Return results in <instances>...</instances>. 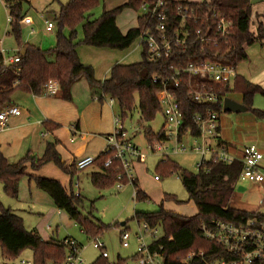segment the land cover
<instances>
[{
	"label": "trees",
	"instance_id": "trees-1",
	"mask_svg": "<svg viewBox=\"0 0 264 264\" xmlns=\"http://www.w3.org/2000/svg\"><path fill=\"white\" fill-rule=\"evenodd\" d=\"M158 0H128L115 8L104 10L100 18H92L93 10L100 0H68L60 4L59 0H52L46 9L57 28L56 43L52 49L45 50L34 44L26 43L22 39L21 22L25 18L23 10L24 0H7L9 15L13 18L10 23V33L14 36L19 49L16 56L20 61L4 67L3 56L0 54V107L10 101L11 95L17 91L29 92L33 95H44L49 81H57L60 85L61 96L69 100L72 86L81 78H85L91 87H96L101 94L99 100L110 97L118 104L119 116L124 121L138 107L143 122L152 121L156 114L161 112V106L156 93L161 89L159 83H154L155 75L169 74L168 66L176 63L174 57L164 58L158 62L148 60L147 51H142V59L132 64H117L112 67L110 76L104 80L95 78V71L91 65L83 64L77 54V47L82 42L95 47H110L118 50L129 48L148 29H154L157 19L148 14L138 16L137 27L129 29L125 34L119 29L117 16L126 8L140 11L144 4L153 6ZM54 4H59L54 8ZM187 6L198 14L210 16L214 11L219 12L232 22V34L227 43L221 42L219 47H207L203 51L198 46H191L180 56L186 60L188 56L197 55L198 59L216 57L229 62L236 67L248 59L247 48L256 42L264 44V24L258 23L255 31H251L252 4L250 0H206L203 2H189L187 0H165L160 9L168 15V22L173 27L179 25L177 8ZM259 17L264 18L263 15ZM82 24L83 39L78 40L77 28ZM192 30L201 26V22H191ZM68 29L66 35L64 30ZM24 49V53L21 51ZM17 69L20 72L17 73ZM233 92L242 95L243 104L254 115L264 119V111L253 108L252 101L257 93L264 95V90L243 77L237 75L233 85ZM226 88L224 95L231 92ZM175 94L182 104L184 124L180 134L186 132L187 126L193 135H198V128L193 123L195 113H203L209 105L193 102L187 95L186 87L182 85L175 89ZM138 101V102H137ZM217 111L222 112L221 105ZM58 125L44 122V128L51 130ZM144 136L149 142H160L165 139L162 130L155 133L150 127H143ZM56 142L46 144L44 154L37 157L31 153L25 154L15 162L9 161L0 153V183L3 184L5 194L16 199L19 193L20 181L28 176L40 190L47 193L55 206L65 211L76 222L82 232L92 238L99 237L106 227L99 225L82 210L83 200L80 195L68 193L65 187L57 180L41 177L26 172L30 163L33 170H38L45 164L53 162L64 172L73 175L75 164L66 166L56 149ZM111 158L110 166L105 167V161ZM97 171L91 174L92 184L103 189L115 185L118 175L122 173L120 162L113 158V154L102 151L96 156L93 164ZM167 174L181 173V180L192 200L197 213L185 216L164 208L163 201L175 200L176 197L166 194L155 211H136L134 219L147 223L151 228L160 227L162 236L151 243V249L162 246L164 264H203L198 258L185 263L191 252L203 253L204 259L231 260L233 256L226 249L203 236V226L211 225L213 221H223L236 225L245 224L250 219L264 222V215L251 213L231 206V198L235 191V183L243 168L242 162L236 160L231 164L223 163L215 158L206 162L205 167L196 173L189 172L168 157L160 160L156 167ZM160 177V176H159ZM120 181L125 185L128 180L123 177ZM136 190L135 200L145 201L148 196L142 191L135 179L132 182ZM126 225V223H125ZM0 247L6 259H16L24 250L33 251L34 264H62L65 259V248L62 240L51 238L43 240L36 229L25 227L22 217L0 202ZM92 264H109V260L97 257ZM116 264H127V259L118 257ZM254 264H264V260H257Z\"/></svg>",
	"mask_w": 264,
	"mask_h": 264
},
{
	"label": "built area",
	"instance_id": "built-area-1",
	"mask_svg": "<svg viewBox=\"0 0 264 264\" xmlns=\"http://www.w3.org/2000/svg\"><path fill=\"white\" fill-rule=\"evenodd\" d=\"M165 0H158L153 6L144 4L143 13L157 19L154 29L144 30L138 37L139 44L146 49L148 60L158 62L162 59L174 57L176 63L168 66L169 74L165 76L155 75L154 83H159L161 89L156 93L157 100L161 106V113L164 116L162 132L165 139L160 142H149L148 151L162 153L167 157L168 153L195 152L200 156L196 166L198 169L205 167L206 162L212 158L226 164L239 160L243 168L237 181L264 183V170L259 168L260 162L264 159L255 145H248L244 148L243 156L237 159L219 140V112L217 105H221L227 95L222 92L228 88L233 90L235 78L237 77V67L229 62L216 57L198 59L197 55L188 56L186 60L180 58L183 52L191 46H198L203 51L207 47H219L221 42L227 43L232 34V22L219 12L214 11L210 16L200 15L187 6L177 8L179 25L173 27L168 22V15L160 8L164 6ZM4 3L0 0V4ZM8 8V5H7ZM13 18L8 16V23ZM22 22L29 24L31 20L24 18ZM201 22V26L192 30L190 23ZM46 29L51 31L55 28L52 21L45 20ZM34 33V29L31 30ZM0 54L3 56L4 67L20 61L19 56H9L4 48L0 46ZM20 69H17V73ZM182 85L186 87L188 97L195 103L209 105L203 113H195L193 123L198 128V135H193L191 128L187 126L186 132L181 135L184 124V111L182 104L175 94V89ZM60 85L57 81H49L45 87L44 95L51 96L58 93ZM113 104L114 99L110 98ZM19 108L14 105L0 107V132L3 131L9 118L19 113ZM72 130L75 132V128ZM106 148L104 152L112 153L113 158L120 162L122 173L118 175L116 186L121 189L124 184L120 181L125 177L129 182H133V163L143 157V151L129 136L119 115L114 116V129L106 137ZM172 142L171 148L164 147L165 143ZM96 157L88 156L80 158L74 162L77 169H83L94 164ZM112 159L108 158L104 166L108 167ZM155 179H159L156 176ZM136 190L134 189V197ZM76 195H79L76 193ZM139 232V244L135 255L132 257L133 264H164L162 246L151 249L152 242L158 240V227L151 228L147 223H142ZM203 236L224 247L233 259L214 260L204 259L203 253L191 252L185 259L189 263L193 258L202 260L203 264H254L257 260H264V222L257 219H250L245 224L236 225L223 221H213L209 226H203ZM143 233H149L153 241L147 244ZM130 234L127 230L121 231V241L124 247H129ZM65 248V259L62 264H83L82 252L84 247L76 239L68 237L62 240ZM93 247L100 251V256L109 260V253L106 245L96 237L93 239ZM2 264H10L4 261ZM22 264H30L22 261ZM109 264H116V260Z\"/></svg>",
	"mask_w": 264,
	"mask_h": 264
},
{
	"label": "crops",
	"instance_id": "crops-1",
	"mask_svg": "<svg viewBox=\"0 0 264 264\" xmlns=\"http://www.w3.org/2000/svg\"><path fill=\"white\" fill-rule=\"evenodd\" d=\"M51 1L52 0H46L42 8L45 10L44 12H42V15L47 14L48 17H46V19L50 21H52V19L51 16L46 13V9ZM127 1L128 0H123L119 5L126 3ZM187 1L203 2L206 0ZM30 2L31 1H29V3ZM66 2L59 1L60 4H65ZM250 2L252 4L251 21L256 22L257 24L259 22H262L264 24V18L259 17V15L264 14V0H250ZM107 7L108 8H106L105 10H110L117 6H113L110 4V6ZM126 9H124L123 11H125ZM8 16H10L9 11ZM25 18H29L31 20V23L26 24L24 22H21V25L24 27H31V30L34 29L35 33V28L33 27V21L31 17L25 14ZM116 22L119 29L124 34L129 29L137 27L138 25L132 24L133 22H131L130 24H127L125 28H121L118 24V19H116ZM53 30L48 31L45 26V32H53ZM29 33L34 34L31 33V31H29ZM136 41H138V39ZM24 42L38 46L32 39L25 38ZM0 46L6 50L7 55L9 56H14L19 49L16 43H10L6 47H4L3 39H0ZM252 47L253 46L247 48L248 59L245 61V70L239 72L237 66V73L247 81L255 85H259L264 90V44H261L262 49L259 50H254V47ZM76 50L80 61L85 65L88 64L83 60L82 52L80 51V49L77 47ZM10 52H12V54ZM95 52L99 55V57H107L109 55V53H107V51L105 50ZM97 61L99 65V62L103 61V59H101V61ZM106 61L107 60L103 61V64ZM117 64L128 63H120L118 61L113 62L108 60L106 66L102 67L105 68L104 73H100V66H98L97 68L93 67L95 71V78L100 81L107 79L110 76L112 67ZM92 65L95 66L94 63ZM100 94L101 92L99 89L91 87L88 81L83 78L78 80L72 86L71 98L69 100H66L61 96L60 90L55 95L51 96H37L29 92H23L20 90L15 91L11 95L10 101L2 107L14 105L17 106L20 111L17 115H13L9 118L6 128L0 132V153L11 162L19 160L27 153H31L33 155H36L37 157H41L44 154L46 144L49 142H56V149L66 166L74 164V162L80 158L88 156L96 157L106 148V137L114 129L115 116L113 104H111L110 101L109 103L105 102V100L110 97H105L101 101L99 100ZM237 102L243 103L242 100ZM46 121L51 122L52 124H56L58 125V127L47 130L44 128V122ZM220 122L219 140L228 150V152L235 156L237 159L242 158L244 148L248 145H255L258 150L263 153L261 151V148H264V141L258 140L257 138L254 139L256 144H245V146H240L238 148L231 146L222 134ZM162 126L158 131H154L152 128L151 130L157 133L162 129ZM73 127L76 130L75 132L72 130ZM257 140L258 142H256ZM142 151L143 157L139 160L134 161L133 163L134 174L137 183L139 182L138 172H142L143 163H145L148 155V151ZM163 158L164 157H161L158 162ZM86 168L78 170L81 171ZM259 168L264 170V159L260 162ZM97 170V167L94 166V170L89 174L90 179L91 174ZM26 172L28 174L55 179L65 187L68 193H78L80 196L82 195L79 182L80 177L78 175L75 177L76 172L73 175H69V173H65L60 170L53 162L45 164L38 170H33L30 163H28L26 166ZM160 180V178L155 179V181L157 182ZM139 188L146 193L149 198L148 200L150 201L151 199L145 189L140 186ZM14 204V207L9 206L8 208H10L14 213L23 218L26 228V225H30V227H32L31 230L36 229L43 240L47 241L51 238L63 240L68 237L76 239L70 234L63 235V231H60L59 229V225H61L68 232H73L71 224L72 219L65 211L58 209L55 206L52 198L44 191L37 188L35 182L28 176L24 177L20 181L18 197L16 199V203ZM231 206L234 208L245 210L247 212L264 215V183H251L245 181V186H240L238 188V193L234 191L231 198ZM37 216H40L41 219L39 222H36V224L30 222V220H27V217L33 218ZM123 223L124 224L122 225H125L126 222ZM34 224L35 226L33 227ZM53 224L55 226H53Z\"/></svg>",
	"mask_w": 264,
	"mask_h": 264
},
{
	"label": "rangeland",
	"instance_id": "rangeland-1",
	"mask_svg": "<svg viewBox=\"0 0 264 264\" xmlns=\"http://www.w3.org/2000/svg\"><path fill=\"white\" fill-rule=\"evenodd\" d=\"M4 3L0 4V39L4 40V47L10 43H16V40L12 33H10V24L8 23V8L7 0H2ZM29 1H31L29 3ZM66 2L67 0H59ZM123 0H100L99 5L93 10L92 18H100L103 11L108 8L107 6H118ZM46 0H24L23 10L25 14L29 15L33 21V27L35 33L30 34L31 27L22 26V39H32L34 42L45 50L52 49L56 43L57 28L53 32H45V20L46 15H42L45 10L43 4ZM54 8H58L59 4H54ZM46 9V8H45ZM143 10L136 11L134 9H126L120 13L117 17L118 24L121 28H125L127 24H138V15L142 14ZM44 14V13H43ZM30 24V23H29ZM55 25V24H54ZM258 24L251 21L250 29L255 31ZM78 40L83 39L82 24L78 26ZM8 32V33H7ZM64 33L69 34V30L65 29ZM17 45V43H16ZM252 48L255 50L262 49L261 43H254ZM249 46V47H251ZM78 48L82 52V57L85 62L92 65V67H101L100 73H104L107 61L120 62V63H136L142 59L143 48L139 45V41H135L129 48L125 50L113 49L110 47H95L85 43H80ZM105 50L109 55L107 57H99L95 51ZM12 54V52H10ZM107 60L104 64L103 61ZM99 65H98V61ZM90 62V63H89ZM245 70V61L238 64V71ZM85 79V78H83ZM96 88V87H95ZM98 89V88H97ZM96 90V89H95ZM228 97L240 101L241 95L237 92H229ZM110 98L105 100L109 103ZM138 102V101H137ZM252 107L264 111V95L261 93L255 94ZM113 110L115 116L120 114L119 106L116 102L113 103ZM221 119V120H220ZM219 121L221 123L222 134L225 139L235 148L245 146V144H256L254 139L264 141V119H260L254 115L251 110L245 112H226L222 110L219 114ZM124 126L128 131L129 136H132L133 141L138 144L141 150L148 151V141L144 136V128L150 127L154 131H158L164 123V116L161 112L157 113L155 118L150 122H143L140 117L138 107L123 121ZM258 136V137H257ZM258 140L256 142H258ZM172 142L164 144L167 149L171 148ZM264 155V148H261ZM145 163L142 166V172H138L139 186L145 189L150 197L149 200L136 201L134 198V187L131 182L125 184L124 187L119 189L116 184L110 187L99 189L95 187L89 174L94 170V166H90L84 170H76L75 177H80L81 187V199L83 204L81 207L82 212L88 215L92 220L99 225L106 227L99 239L106 245L108 253L110 255L109 260H117L118 257L127 259V264H133L132 257L135 255L139 244L142 242L138 239L140 230L142 229V223L134 219L136 211H155L159 208V204L162 202L166 194H170L176 197L175 200L163 201L164 208L170 211L178 212L186 216H191L197 213V207L192 200H189L188 193L184 188L181 180V173L167 174L158 170L157 162L161 157H164L162 153H153L148 151ZM168 158L178 163L182 168L189 172L196 173L199 169L196 166L200 156L195 152L189 151L186 153H168ZM57 166V165H56ZM58 167V166H57ZM59 168V167H58ZM62 170L61 168H59ZM63 171V170H62ZM64 172V171H63ZM66 173V172H65ZM70 175V174H69ZM155 176H160V181H155ZM76 181V180H74ZM245 186V182L237 181L235 183V192L238 193V188ZM3 184L0 183V202L4 207L12 206L16 203V199L8 197L4 190ZM40 216L27 217V220L35 223L39 222ZM28 222V221H27ZM126 222V225H122ZM72 220L73 232H68L63 226L59 225L60 231H63V235L70 234L75 237L79 243L84 247L82 257L84 259L83 264H92L97 257L100 256V251L93 247V239L87 236L81 231L80 227ZM33 225V227L35 226ZM29 230L32 227L26 225ZM53 226H55L53 224ZM127 230L130 234L129 247H124L121 241V231ZM145 242L150 244L153 239L149 233H143ZM158 236H162V229L158 227ZM4 261H8L10 264H22V261L33 262V251L31 249L24 250L16 259H6L1 251L0 247V264ZM48 264H52L49 262Z\"/></svg>",
	"mask_w": 264,
	"mask_h": 264
},
{
	"label": "water",
	"instance_id": "water-1",
	"mask_svg": "<svg viewBox=\"0 0 264 264\" xmlns=\"http://www.w3.org/2000/svg\"><path fill=\"white\" fill-rule=\"evenodd\" d=\"M21 53L23 54L24 50H22ZM223 110L226 112L239 113L247 111V107L243 103H239L230 97H226L223 102Z\"/></svg>",
	"mask_w": 264,
	"mask_h": 264
}]
</instances>
